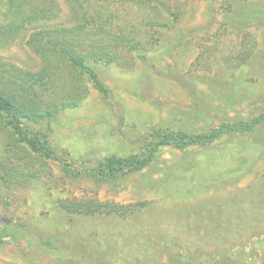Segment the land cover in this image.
I'll return each instance as SVG.
<instances>
[{
    "label": "rangeland",
    "instance_id": "obj_1",
    "mask_svg": "<svg viewBox=\"0 0 264 264\" xmlns=\"http://www.w3.org/2000/svg\"><path fill=\"white\" fill-rule=\"evenodd\" d=\"M47 2L53 10L45 25H71L69 0ZM150 3L146 10L100 0L90 8L96 18L98 11L109 14L119 6L112 25L121 28L148 13L159 42L146 58L136 55L130 68L90 62L107 94L83 72L88 93L80 103L37 122L24 121L65 153L64 164L81 176L64 174L61 159L25 154L20 164L28 178H15L1 193L0 217L18 218L60 239L69 231L74 248L89 239L104 254V264H171L169 253L210 261L222 253L237 257L241 250L264 264V125L224 133L206 146L159 147L150 166L117 180L86 175L109 156L148 151L155 130L202 133L264 114V0ZM25 11L27 5L18 11L13 0H0V25ZM30 32L0 46V80L13 66L41 70V57L27 45ZM74 81L65 68H57L58 92L69 91ZM2 142L0 135V160ZM243 157L252 162L250 172L237 175L233 171ZM91 199L116 205L125 215L85 216L63 207ZM0 264L76 263L49 258L21 240L0 247Z\"/></svg>",
    "mask_w": 264,
    "mask_h": 264
},
{
    "label": "trees",
    "instance_id": "obj_2",
    "mask_svg": "<svg viewBox=\"0 0 264 264\" xmlns=\"http://www.w3.org/2000/svg\"><path fill=\"white\" fill-rule=\"evenodd\" d=\"M47 1L13 0V5L17 4L18 11L23 5H27V11L23 16H17L18 19L10 20L12 23L0 25V46L10 45L16 42L22 33L26 35V32L31 31L27 45L41 57L43 62L38 72H26L13 66V70H7L11 72L0 80V135L4 149L1 153L3 158L0 160V196L1 193L8 192V186H13L15 178H28L24 176L26 172L20 164L27 159L25 154H39L49 160L61 159L59 163L64 174L70 177L81 176V173L72 169L69 164H64L62 157L65 153H61L46 135L34 132L28 125H25L24 121L37 122L47 113L80 103L88 93L84 79L85 73L90 74L89 79L102 93L107 94V89L89 68L90 62L130 68L133 66L136 55H143L146 58L147 53L152 51V48L159 42L150 27V14H144L151 6L150 0H119L134 6L140 4L143 9H146L143 12L146 17L140 15L130 24H126V28L112 25V16L119 13V6L116 12L108 14L104 9L98 11L96 18L91 16L90 8L100 0H69L72 6V16L68 23L72 20L71 25L47 26L44 23L50 20L48 18L53 10ZM29 23L35 25L31 26V29H24L23 27ZM61 66L75 80L69 91L58 92L55 89L56 70ZM12 85L13 88L10 89ZM261 125H264V114L249 120L242 118L202 133L155 130L151 135L149 145L148 143L145 145L148 151L126 157L109 156L98 161L95 167L87 171L86 175L106 182L117 180L150 166L159 147L168 145L206 146L224 133L254 131ZM243 159L244 161L241 160L238 163L239 168L233 173L243 175L250 172L252 164L250 158L243 157ZM25 166L29 167V161H25ZM223 180L228 181L231 178L225 177ZM63 207L68 212L85 216L125 215V212H121L116 205L93 199L63 204ZM45 233L18 218L5 221L0 217V247L24 240L28 247H35L43 255L64 263L104 264V254H99L95 242L91 245V240L81 239L76 242L79 246L74 248L73 242L75 241L70 237L72 234L69 231L65 232L68 234H65L64 239L58 236L51 237L50 234ZM56 241L60 243L57 244ZM252 256L254 257L252 253L241 250L237 257L222 253L220 257L207 261V259L204 260L189 253L186 258L179 254L169 253V261L171 264H258Z\"/></svg>",
    "mask_w": 264,
    "mask_h": 264
}]
</instances>
